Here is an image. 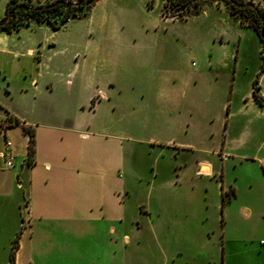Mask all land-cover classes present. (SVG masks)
Wrapping results in <instances>:
<instances>
[{"label": "rangeland", "instance_id": "obj_1", "mask_svg": "<svg viewBox=\"0 0 264 264\" xmlns=\"http://www.w3.org/2000/svg\"><path fill=\"white\" fill-rule=\"evenodd\" d=\"M215 1L226 2L207 0V13L177 18L172 16L176 7L166 15L163 0H106L58 29L33 23L12 34L10 43L22 49L35 44L37 53L2 56L0 62L12 76V93L1 96L20 112H39L29 106L32 91H25L30 77L39 72L44 93L64 100L57 102V111L72 112L76 95L87 102L99 88L109 92L112 100L104 104L107 107L98 116L87 110L83 118L118 123L125 135L127 161L122 172L126 174L133 172V151L134 168L146 173L158 160L168 172L171 164L176 167L184 157H192L191 149L177 154L183 142H190L193 149L213 150L224 133L225 118L231 119L232 138L255 145L264 139V115L253 109L248 114L247 105L254 98L253 83L264 62V43L254 28L241 25L229 7L209 3ZM11 120L6 117L8 123ZM206 154L219 163L214 152ZM235 160L225 167L228 178L238 176L240 184V196L224 211L227 234L215 204L206 213L208 218L203 205L189 212L162 211L159 219H171L165 225H151L143 213L133 228L127 225L132 242L115 264H264L260 242L264 167L257 161ZM149 198L141 188L129 202L145 212ZM247 205L250 214L244 213ZM153 213L158 220L157 211ZM84 261L45 259L40 264H90Z\"/></svg>", "mask_w": 264, "mask_h": 264}, {"label": "crops", "instance_id": "obj_2", "mask_svg": "<svg viewBox=\"0 0 264 264\" xmlns=\"http://www.w3.org/2000/svg\"><path fill=\"white\" fill-rule=\"evenodd\" d=\"M104 1L96 0L91 9L101 6ZM254 1L264 5V0ZM8 2L0 0V17L6 14ZM209 3L228 7L227 2L221 5L217 1ZM208 5L202 12H208ZM30 25L12 32L0 27V61L3 55L20 57L37 53L35 44L22 49L10 43L12 34ZM4 66L5 63L0 62V264L11 261L17 236L19 246L15 264H40L45 259L62 258L74 262L84 259L90 264H115L132 242L127 225L133 228V223L140 220L143 213L151 225H165L166 221L169 224L171 219L159 218L162 211L172 208L189 212L196 205H203L208 218L206 213L210 207L218 205L223 232L227 234L228 214L224 211H228V204L240 196V184L238 176L228 178L225 167L233 158L239 162L257 161L264 167V139L249 145L248 139L232 138L231 119L225 118L224 133L216 140L213 150L193 149L190 142H183L177 154L191 149L194 150L192 157H184L176 167L171 164L168 172L158 160L153 171L146 173L134 168L136 156L133 151V172L126 174L122 172L127 161L125 135L118 123L111 125L83 118L87 110L98 116L107 107L104 104L112 100L109 92L99 88L89 94L87 102L76 95L72 112H61L57 111L56 105L64 100H56L44 93L40 72L31 77L27 74L26 78L30 77V80L25 87L29 90L25 91L33 94L29 106L34 110L38 108L39 112H20L9 102L7 106L1 96L12 93V76L6 74ZM259 77V90L264 96V71ZM247 109L248 114L256 110L264 115V106L253 97ZM111 112L109 109L108 113ZM8 116L15 123L8 124L3 131ZM23 125L35 128L36 153L32 164L28 161L30 135ZM117 126L118 129L114 130ZM6 135L12 141L15 154L12 168H6L4 163ZM206 151L215 153L219 159L217 165ZM204 166L209 170L204 171ZM200 184L205 187L203 192ZM141 188L150 196L145 212L138 206L131 207L129 202ZM185 189L187 194H184ZM229 192L231 196L227 194ZM224 195L228 197L225 202ZM152 198L156 199L154 204ZM251 210L247 205L244 213L250 214ZM154 211H157L158 220ZM263 240L261 238L260 242ZM261 244L264 252V242ZM225 253L222 246L223 257Z\"/></svg>", "mask_w": 264, "mask_h": 264}, {"label": "trees", "instance_id": "obj_3", "mask_svg": "<svg viewBox=\"0 0 264 264\" xmlns=\"http://www.w3.org/2000/svg\"><path fill=\"white\" fill-rule=\"evenodd\" d=\"M96 0H9L6 14L0 17V27L12 32L33 22H48L54 28H60L70 18L83 16L89 13ZM228 7L243 26L253 27L264 43V5L254 0H226ZM207 0H166L164 11L166 15L171 13L170 9L176 7L178 12L172 14L177 18H187L192 14L201 12ZM180 10H179V9ZM264 56V54H263ZM264 71L262 63L259 74ZM259 74L253 83V96L264 106V96L260 93ZM20 122V120H17ZM25 132L30 135L29 139V164L35 162L36 138L35 128L23 125ZM233 189V188H232ZM232 193H235L234 189ZM228 199L224 195V202ZM19 246V236L14 240L11 261L15 264L16 250Z\"/></svg>", "mask_w": 264, "mask_h": 264}, {"label": "built area", "instance_id": "obj_4", "mask_svg": "<svg viewBox=\"0 0 264 264\" xmlns=\"http://www.w3.org/2000/svg\"><path fill=\"white\" fill-rule=\"evenodd\" d=\"M11 123H15V121L11 120V122H5V128H3V131H6V126L8 124H11ZM6 133V132H5ZM3 157H4V163H5V167L6 168H12L15 166V154H14V151H13V146H12V141L11 139H9V137L6 135V139H5V147H4V150H3ZM264 242V240H263Z\"/></svg>", "mask_w": 264, "mask_h": 264}, {"label": "bare ground", "instance_id": "obj_5", "mask_svg": "<svg viewBox=\"0 0 264 264\" xmlns=\"http://www.w3.org/2000/svg\"><path fill=\"white\" fill-rule=\"evenodd\" d=\"M203 170H204V171H208V170H209V167H208V166H204V167H203Z\"/></svg>", "mask_w": 264, "mask_h": 264}]
</instances>
